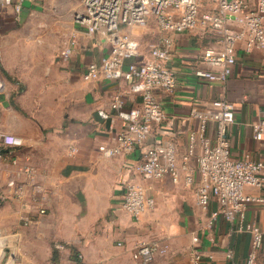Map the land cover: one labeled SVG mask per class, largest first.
Listing matches in <instances>:
<instances>
[{
  "label": "crops",
  "instance_id": "crops-1",
  "mask_svg": "<svg viewBox=\"0 0 264 264\" xmlns=\"http://www.w3.org/2000/svg\"><path fill=\"white\" fill-rule=\"evenodd\" d=\"M33 3L26 0L22 8ZM73 25L74 32H52L40 42L34 53L39 62L44 59L41 52L45 47L54 55L49 58L48 69L40 66L34 77L25 80L23 90L18 91L17 82L1 75L0 132L21 136L23 144L2 148L0 190L7 198L0 203V237L20 240L28 232V243L41 249L46 264L55 259L68 261L76 251L83 253L84 264H139L131 256V246L137 240L150 239L166 242L168 250L149 264H193L194 247L200 251L201 264H246L252 235L244 225L253 223L264 229V203L249 202L243 216L232 221L218 215L207 227V216L194 192L199 177L194 158L198 144L177 182L169 175L151 182L154 207L137 218L122 208L124 184L135 178L131 165L140 149L136 146L128 153L102 159L98 145L115 143L114 136L123 124L109 103L127 83L101 77L82 79L86 65L106 53L107 43L104 34L87 32L77 22ZM72 33L75 44L63 58L61 50L69 44ZM135 34L141 46L146 45V38L149 42L159 36L153 29ZM171 37L170 65L176 72V87L172 92L155 90L167 116L153 124L146 142H173L181 165V156L188 150V135L199 123L191 111L209 112L211 100L223 97L236 105L235 119L227 133L232 155L264 161V137L256 140L251 131V124L264 115V52L245 51L239 45L228 79L212 82L192 74V68L201 65L197 54L205 39L192 32H173ZM127 104L136 103L127 100ZM99 109L108 116H99ZM206 134L213 136L211 122ZM187 174L192 177L190 184L185 182ZM9 179L21 184L27 194L8 191ZM248 190L261 193L259 189ZM211 208H215L214 203ZM25 214L27 223L20 218ZM194 234L197 243L191 239ZM54 242L68 248L58 251ZM228 249L232 250L231 257L226 255ZM253 264H264V243Z\"/></svg>",
  "mask_w": 264,
  "mask_h": 264
},
{
  "label": "built area",
  "instance_id": "built-area-1",
  "mask_svg": "<svg viewBox=\"0 0 264 264\" xmlns=\"http://www.w3.org/2000/svg\"><path fill=\"white\" fill-rule=\"evenodd\" d=\"M25 1L0 0V5L20 10ZM75 22L87 32L104 34L107 43L106 53L99 61L86 65L82 79L101 77L127 83L126 89L117 91L109 103L122 120V128L115 134L114 144H99L98 150L102 159H108L128 153L136 146L140 149L131 165L135 178L125 182L121 196L122 208L128 214L137 218L154 207L155 199L149 191L151 182L165 175L177 182L196 144L199 149L194 158L199 177L194 192L198 206L207 216V227L218 215L232 221L243 216L249 202L264 203V161L231 153L227 133L235 119L233 101L216 97L211 100L209 112L191 111L199 123L197 130L188 135V150L181 156V165L173 142H146L153 124L164 121L167 116L155 90L172 92L176 87V72L170 65L173 56L171 34L192 32L204 38L205 43L197 54L201 65L192 68V74L198 79L225 82L232 73L239 45L245 51L264 52V0H82L81 9L75 13ZM137 28L159 33L156 40L147 43L146 53L140 51L141 43L135 34ZM74 44L72 33L69 44L61 50L63 58L71 53ZM3 88L0 74V92ZM127 100L136 104L128 105ZM98 114L108 116L101 109ZM208 122L213 124L212 137L206 134ZM251 131L256 140L264 137V115L251 124ZM22 144L21 136L0 132V157H4L2 148ZM191 181V175L187 174L185 182L190 184ZM6 184L8 191L24 196L26 191L21 184L11 179ZM248 188L259 189L261 193L255 194ZM6 198L5 192L0 190V203ZM213 203L215 208H211ZM39 211L44 212V209ZM20 218L24 223L29 221L26 214ZM244 229L252 235L245 262L253 264L264 243V229L253 223L245 224ZM191 239L197 243V234ZM53 246L58 251L68 248L60 242H54ZM167 250L168 244L159 239L137 240L131 246V256L139 264H149ZM200 255L194 247L193 264H201ZM226 255L231 257L232 250L228 249ZM52 264H84V256L76 251L68 261L55 259Z\"/></svg>",
  "mask_w": 264,
  "mask_h": 264
},
{
  "label": "rangeland",
  "instance_id": "rangeland-1",
  "mask_svg": "<svg viewBox=\"0 0 264 264\" xmlns=\"http://www.w3.org/2000/svg\"><path fill=\"white\" fill-rule=\"evenodd\" d=\"M80 2L81 0H34L30 7L20 10L0 5V73L4 79L17 82L18 91L24 89L25 80L36 75L38 67L48 69L49 58L53 57L54 52L50 53L47 47L41 49L44 59L39 62L34 54L37 53V46L49 33L61 35L60 32L73 31L75 13L81 9ZM136 32L147 31L145 28H137ZM147 43L146 38V45L141 46V52L147 50ZM14 46H17L16 50ZM25 56L29 59L27 62L24 61ZM8 238L0 237V264H8L10 261L13 264H33L36 261L46 264L41 249L28 243V232L25 238L20 236V240Z\"/></svg>",
  "mask_w": 264,
  "mask_h": 264
}]
</instances>
